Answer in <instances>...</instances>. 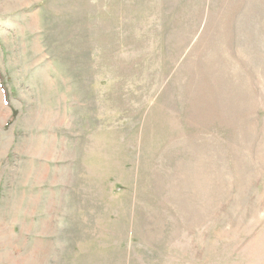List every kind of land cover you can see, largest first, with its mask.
I'll list each match as a JSON object with an SVG mask.
<instances>
[{
  "label": "rangeland",
  "instance_id": "obj_1",
  "mask_svg": "<svg viewBox=\"0 0 264 264\" xmlns=\"http://www.w3.org/2000/svg\"><path fill=\"white\" fill-rule=\"evenodd\" d=\"M0 264H264V0H0Z\"/></svg>",
  "mask_w": 264,
  "mask_h": 264
}]
</instances>
